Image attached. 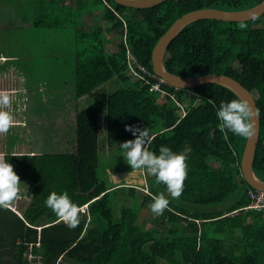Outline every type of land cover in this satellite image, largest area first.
I'll list each match as a JSON object with an SVG mask.
<instances>
[{
	"label": "trees",
	"instance_id": "trees-1",
	"mask_svg": "<svg viewBox=\"0 0 264 264\" xmlns=\"http://www.w3.org/2000/svg\"><path fill=\"white\" fill-rule=\"evenodd\" d=\"M96 1L104 3L102 19L116 33L85 24L86 11L71 7L23 26L0 2V75L19 71V122L26 134L22 151L9 148L0 159L13 165L29 199L0 208V264H264V211L246 208L255 189L241 171L247 138L221 133L216 117L220 103L237 95L215 83L177 89L142 70L134 74L129 58L132 52L153 74L154 46L177 18L206 7L247 9L262 0H166L141 9ZM70 26L71 46L65 47L60 38ZM165 67L181 76L226 74L253 93L261 116L254 170L264 180V14L250 21L192 22L170 44ZM128 125L148 128L150 151L158 154L163 145L183 153L188 174L177 199L148 174L149 190H142L139 203L122 204L116 214V196L135 198L138 188H109L104 157L110 170H132L120 148L135 138ZM65 190L86 207L74 229L44 205L49 193ZM157 195L170 201L159 216L147 205ZM145 207L151 229L143 228ZM29 253L35 258L29 260Z\"/></svg>",
	"mask_w": 264,
	"mask_h": 264
},
{
	"label": "clouds",
	"instance_id": "clouds-1",
	"mask_svg": "<svg viewBox=\"0 0 264 264\" xmlns=\"http://www.w3.org/2000/svg\"><path fill=\"white\" fill-rule=\"evenodd\" d=\"M9 104V94L0 92V134L7 133L13 124V117L10 111L6 110ZM254 116L256 113L252 107L239 98L228 102L222 101L216 109L220 132H231L235 136L244 138L254 135ZM127 130L135 137L120 144L123 150L122 156L127 164L133 170L145 169L150 176L155 177L157 183L165 185L172 199L179 198L188 174L187 157L163 145L159 147L158 154L150 151L148 145L151 137L147 127L128 125ZM20 184V178L14 171L13 165L6 159H0V208H6L10 202L18 198ZM169 203V199L164 195H157L153 197V202L149 207L152 213L159 216L169 207ZM44 205L61 218L68 228L74 229L78 226L79 213L82 209L72 200L66 190L49 193L44 200Z\"/></svg>",
	"mask_w": 264,
	"mask_h": 264
},
{
	"label": "rangeland",
	"instance_id": "rangeland-1",
	"mask_svg": "<svg viewBox=\"0 0 264 264\" xmlns=\"http://www.w3.org/2000/svg\"><path fill=\"white\" fill-rule=\"evenodd\" d=\"M1 1H5L8 2V12L10 13L11 16L18 18L19 20V24L25 26L29 21H31L32 19H35L38 17V12L40 11L39 8H34L35 6H40V2L44 1V0H27L25 1V3H15V2H11L10 0H1ZM38 1V4H36V2ZM57 4L62 5L63 9L67 7L68 4L62 3V0H56ZM80 4L78 3V6ZM81 6H79V13L80 12H89L90 10L92 12H97V14H91V16L89 18H87L88 20H91V26H94L97 23L102 24L104 27H106V31L105 33L107 34H112L117 32V29H112V24L106 22L105 20L102 19V15L104 13L105 10V5L102 2H97L96 0H87V2L85 4H83V6L80 8ZM42 11L45 12H55L56 15L59 16V10L55 9V8H50V7H46L45 8H41ZM85 12V13H86ZM125 15V14H124ZM122 15L124 18H129L130 15ZM95 16V18H94ZM108 23V24H107ZM66 32H69L66 33ZM65 33V34H64ZM73 30L72 27L70 26L69 28H67L63 34H61L62 39L60 38V40L63 41V46L65 47H69L71 46V40L73 37ZM57 38V39H59ZM110 52L111 51H115L117 49V44H114V46H110ZM129 50H131L129 48ZM68 51V50H67ZM132 54V52H130ZM131 71V70H130ZM20 74L19 71H16L14 68H9L8 71L6 73H2L0 75V92H7L10 96V104L8 106V108L6 110L10 111L12 117H13V124L12 126L9 128L7 133H3L0 134V152H4L6 150H12V151H22V147L23 144H21L20 141V137L26 136L25 132H23V130H21V125L22 123L19 122L20 120V116H19V94L21 93L22 90H19L17 88V82L19 78ZM92 95H86V97H90ZM85 98H80L77 99L75 102L71 103L68 106L63 107L61 110H59L58 112H56L54 114V116H52L50 118V121H52L53 119H55L56 117L59 118L62 114L68 113L69 110L71 109V107H73L74 105L79 106V104L84 100ZM91 103V102H89ZM12 110L14 113H12ZM9 136V138L5 137V136ZM20 141V142H19ZM13 143H15L16 145H14ZM9 145H12V147H10ZM8 147V149H7ZM107 156L104 157V161L106 166H105V178L107 181V185L109 188L114 187V185H127V186H131V185H135L138 188V192L136 193V197L132 198L129 197L126 193L121 192L119 195L116 196L115 201H116V214L119 213V207L122 204H130L133 205L135 202L139 203L140 198H142V190H149V186H148V173L145 169H132L130 171H125L123 173H117L113 170H110V168H108L107 165ZM240 179V176L238 177ZM26 183H21L20 184V189H19V195L18 198L15 199L17 201V206H19V204L21 202H28L29 199H27V197L25 196L26 193ZM149 206V204H147ZM225 204H223L224 206ZM86 208V207H84ZM84 208L82 209V211L84 210ZM19 209V207H18ZM21 212V211H19ZM144 217L146 216V220L145 222H143L145 229H151L153 228L155 225L151 222L148 221L150 217L147 218L148 215V210L145 207L144 208ZM187 224V222L181 221L180 225L181 226H185ZM170 223H168L166 225V230L169 228ZM188 229V228H187ZM188 233H190V229L187 230ZM29 259H33L30 257V255H28ZM63 264H75L72 261H67L65 260L63 262Z\"/></svg>",
	"mask_w": 264,
	"mask_h": 264
},
{
	"label": "water",
	"instance_id": "water-1",
	"mask_svg": "<svg viewBox=\"0 0 264 264\" xmlns=\"http://www.w3.org/2000/svg\"><path fill=\"white\" fill-rule=\"evenodd\" d=\"M124 6L133 8H150L166 0H114ZM264 14V0L257 5L242 10H227L206 7L191 10L177 18L167 31L159 38L152 52V67L155 74L166 83L184 89L208 83L222 85L233 91L239 99L245 100L253 109L254 135L246 139L241 157V171L243 178L254 189L264 191V180L254 170V160L260 138L261 116L253 93L237 79L222 73H205L194 76H181L170 72L165 67V55L172 41L180 32L192 22L201 19H217L223 21H250Z\"/></svg>",
	"mask_w": 264,
	"mask_h": 264
},
{
	"label": "built area",
	"instance_id": "built-area-1",
	"mask_svg": "<svg viewBox=\"0 0 264 264\" xmlns=\"http://www.w3.org/2000/svg\"><path fill=\"white\" fill-rule=\"evenodd\" d=\"M129 58L132 62V64L130 65V70L134 74L138 75V70H142L149 77H157V75L155 73L152 74L146 67L138 64V62L134 59V57L132 56V54L130 52H129ZM162 82H165V81L160 78V83H162ZM160 83H157L156 85H154V88L156 90L160 89ZM162 92L165 93L164 91H162ZM249 197L251 199V203L246 208L256 209L258 211H262V210L264 211V191L257 190V189H255V190L251 189V190H249ZM28 255H30L31 258H34L33 254L29 253Z\"/></svg>",
	"mask_w": 264,
	"mask_h": 264
},
{
	"label": "crops",
	"instance_id": "crops-1",
	"mask_svg": "<svg viewBox=\"0 0 264 264\" xmlns=\"http://www.w3.org/2000/svg\"><path fill=\"white\" fill-rule=\"evenodd\" d=\"M10 1L11 2L13 1L15 3H25V1H27V0H10ZM0 2L3 3L4 5H6V7L8 9V5H9L8 2H5V1L3 2L1 0H0ZM86 2H87V0H62V3L68 4L66 8L71 7L73 9L75 8L77 10H79V6L82 7L83 4H85ZM78 3L80 4L79 6H78ZM36 4H38V1L36 2ZM46 7L55 8L57 10L59 8H63L61 3L60 4L56 3V0H44V1H41L40 2V6L38 5V6H35L34 8H39L40 11L38 12V15H41V14H43L45 12V11H42L41 8H45L46 9ZM52 13H53L54 17H57V15H56V13L54 11ZM97 13H98V11L97 12H92L91 10L89 12L84 13L82 17H83V20H84L85 24L91 25V22H90L91 20H88L87 18H89L91 16V14H97ZM94 18H95V16H94ZM23 31H24V29H23ZM23 31H22V33H23ZM12 113H14L13 110H12ZM5 137L9 138L8 135L5 136ZM13 144H15V143H13Z\"/></svg>",
	"mask_w": 264,
	"mask_h": 264
}]
</instances>
